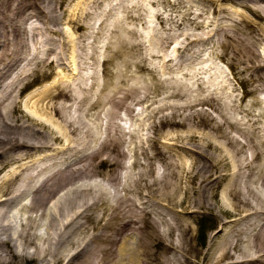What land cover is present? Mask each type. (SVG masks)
<instances>
[{
    "label": "bare ground",
    "instance_id": "6f19581e",
    "mask_svg": "<svg viewBox=\"0 0 264 264\" xmlns=\"http://www.w3.org/2000/svg\"><path fill=\"white\" fill-rule=\"evenodd\" d=\"M59 1L0 0V264H194L192 223L218 211L231 218L218 221L215 256L203 254L202 264H264V108L256 119L251 110L259 98L220 101L213 75L210 88L201 83L218 65L180 63L170 68L175 83L151 107L144 134L125 129L119 108L132 109L112 82L96 70L77 80L67 68L70 57L94 60L93 51L63 33L70 48L47 39L41 47L37 34L31 43L34 21L52 22L51 3ZM185 1L193 0H177ZM217 1L203 0L218 23L217 47L229 55L211 54L250 70L249 93L264 91V36L253 35L239 8L262 12L264 0H225L238 9ZM75 9L66 18L78 28ZM189 14L182 16L200 28L207 9ZM183 33L186 44L196 40ZM61 66L66 78L51 74ZM42 80V91L27 88ZM231 105L244 112L235 127L241 144L221 129L228 118L235 125Z\"/></svg>",
    "mask_w": 264,
    "mask_h": 264
},
{
    "label": "rangeland",
    "instance_id": "374dc122",
    "mask_svg": "<svg viewBox=\"0 0 264 264\" xmlns=\"http://www.w3.org/2000/svg\"><path fill=\"white\" fill-rule=\"evenodd\" d=\"M79 1L60 0L51 3L55 18L48 24L35 20L33 24H35L36 29H33V40L30 41L34 44V34H37L40 38L41 47L48 45L46 39L49 44L51 40H54V42L61 40L62 47L67 49L70 48L67 47V38V40H73L76 47L93 51L97 56L94 60L89 59L85 64H81L82 61L73 60L70 57L68 67L61 66L56 68L55 71L51 68V74L57 72L62 78H66L68 70L61 69L67 67L71 69V72L77 73L75 76L78 80L81 77L84 78V76L90 78L89 75L96 70L100 80L106 84L112 82L116 87L117 97H123L124 103L132 109L128 113L124 108H119L121 118L118 121L125 129L135 125L139 133L143 135L145 132L144 127L148 124L151 107L164 102L170 86L175 83V79L171 77V72H169L170 68H174L180 63L190 62L197 67L198 62L205 58H207L206 65L210 62L218 65L216 68L218 73L217 75L216 73L212 74L213 69H211L210 74L203 72L201 83L210 88L212 85L207 83L206 79H212L213 75V79H216L217 84H214L215 87L210 89H214L213 91L216 92L220 101L227 100L226 95H230L227 98L241 97L242 100L245 99L246 101L259 98V102L254 103L251 107L253 114H255L253 115L254 119L264 108V102L262 103L260 98L262 96L264 98V91L248 92V89L256 82L247 80L250 70H243L240 63L236 61L234 64H228L220 57L211 54V50L215 49L218 54L222 55L224 52L223 56L227 57L229 51L226 53V50L222 47H217V40L220 39V36L213 30L218 23L212 25L216 17L211 12V7H208V3L205 5L203 0L185 1L184 6L177 0ZM217 4L234 9L239 7L225 0H219ZM257 4L260 6L259 3ZM47 6L46 4V8ZM75 7L79 8L78 13L73 15V18H79L78 22L81 23L78 28L66 18V9H75ZM208 8L210 12H208ZM239 8L251 20L254 26L253 35L255 34L257 38L264 36V9L260 12L254 10L252 6L251 8L242 6ZM184 9H188L192 14L197 11L205 12L207 9L206 21H203V26L200 28L194 26L187 20V16L183 17ZM155 14L160 17H156ZM49 29L57 30V32L54 33ZM186 31L197 35V37L195 35L196 40L191 41L190 44L184 42L185 33L183 32ZM262 41H260L261 44ZM192 53L200 54L194 59ZM203 64L205 65V63ZM259 73L263 77L259 80L263 81L261 86L264 88V69L263 71L260 70ZM47 81L33 82L27 88L31 87L29 90L33 89L36 92L42 91L43 89L40 88ZM194 84L192 81L190 85H187V88L194 86ZM78 85H82L81 82L78 81ZM22 102L30 104L27 100H22ZM229 108V114L235 120V125H233V120L228 118V122L222 123L224 125L221 129L226 133V137H232L233 140L241 144L243 140L238 141V138L239 140L242 138L238 136L240 132L235 133V127H239V121L243 120L244 112L236 110L232 105ZM205 121L207 123L214 122L208 118H205ZM254 125L258 128L262 127V124L258 122ZM79 129L82 130L83 127H79ZM162 138L160 137V139ZM133 139L135 140V137ZM109 189L114 190L111 186H109ZM215 199L216 196L212 198V201H215ZM214 213L217 216L216 218H212L207 213L200 216L197 222L192 223L191 243L198 250L194 264L204 262L202 260L203 254L207 257L211 255V258L215 256L211 251L212 249H210L217 234L214 233L216 232L215 228L219 220L225 221L231 218L220 211ZM211 237L212 240H210ZM239 247H242L241 243Z\"/></svg>",
    "mask_w": 264,
    "mask_h": 264
}]
</instances>
